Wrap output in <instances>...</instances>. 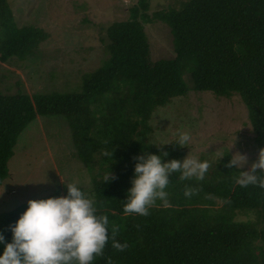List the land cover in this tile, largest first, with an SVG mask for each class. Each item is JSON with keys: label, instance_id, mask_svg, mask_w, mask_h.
Masks as SVG:
<instances>
[{"label": "trees", "instance_id": "16d2710c", "mask_svg": "<svg viewBox=\"0 0 264 264\" xmlns=\"http://www.w3.org/2000/svg\"><path fill=\"white\" fill-rule=\"evenodd\" d=\"M151 1L137 0L127 19L105 28L101 42L106 58L83 74L77 90L31 96L0 92V185L20 134L37 116H58L87 170L99 157L100 173L92 176L90 193L98 211L108 217L109 232L115 226V239L127 243L121 251L109 240L92 264H264V227L259 225L264 222V188L238 185L241 170L225 166L228 154L209 165L202 179H180L173 173L165 189L167 206L157 200L147 215L123 213L135 156H183L175 141L152 145L149 122L157 108L186 95L184 75L196 92L238 95L257 152L264 147V0H185L176 9L150 15ZM154 22L169 29L171 59L150 60L143 25ZM46 38L41 27H18L7 1L0 0L1 63L25 60ZM111 151L112 157L107 154ZM109 169L115 179L104 183ZM26 207L23 203L0 214L5 242L11 239L8 226ZM248 213L256 214L257 221L236 219Z\"/></svg>", "mask_w": 264, "mask_h": 264}, {"label": "rangeland", "instance_id": "374dc122", "mask_svg": "<svg viewBox=\"0 0 264 264\" xmlns=\"http://www.w3.org/2000/svg\"><path fill=\"white\" fill-rule=\"evenodd\" d=\"M18 27L28 25L44 29L47 38L33 55L23 61L0 62V92L17 90L28 94H50L77 90L83 74L92 72L106 58L101 39L105 28L128 17V9L137 0H6ZM185 0H153L148 14L178 8ZM150 47V60L173 58L171 37L166 25L144 24ZM187 93L157 108L149 125L151 143L176 141L180 131L189 134L183 146L187 155L216 164L228 154L246 157L239 169L246 171L257 159L247 111L238 95L217 97L196 92L184 75ZM99 157L87 170L76 156L71 133L61 117H40L17 138L13 156L7 163L8 176L0 185V214L28 200L61 193L65 184L75 183L84 191L92 188V176L100 173ZM237 220L257 221L256 214H238ZM260 227L264 222L260 221Z\"/></svg>", "mask_w": 264, "mask_h": 264}, {"label": "clouds", "instance_id": "9594fccd", "mask_svg": "<svg viewBox=\"0 0 264 264\" xmlns=\"http://www.w3.org/2000/svg\"><path fill=\"white\" fill-rule=\"evenodd\" d=\"M189 139L187 132L180 131L174 144L187 146ZM167 144L170 143L162 146ZM107 154L112 157V151ZM166 155V152L144 153L133 158V176L123 200L124 215H147L157 200L167 206L165 189L173 173L178 172L180 179H202L209 167L207 160L188 155L182 161L163 160ZM245 163V156L234 153L225 166L240 169ZM258 172L264 174V147L248 170L238 171L236 183L241 187L264 188V175ZM113 179L115 176L109 169L104 183ZM65 185L67 191L63 196L27 201L26 209L8 226L10 242H5L4 235L0 234V264H92L109 240L117 250L127 247L126 242L115 239V226L109 232L108 217L98 211L94 194L75 183ZM184 195H190L187 188Z\"/></svg>", "mask_w": 264, "mask_h": 264}]
</instances>
